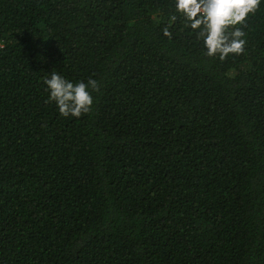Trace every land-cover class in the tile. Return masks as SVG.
Listing matches in <instances>:
<instances>
[{
    "label": "trees",
    "instance_id": "trees-1",
    "mask_svg": "<svg viewBox=\"0 0 264 264\" xmlns=\"http://www.w3.org/2000/svg\"><path fill=\"white\" fill-rule=\"evenodd\" d=\"M243 30L221 61L175 0H0V264H264V4Z\"/></svg>",
    "mask_w": 264,
    "mask_h": 264
},
{
    "label": "clouds",
    "instance_id": "clouds-1",
    "mask_svg": "<svg viewBox=\"0 0 264 264\" xmlns=\"http://www.w3.org/2000/svg\"><path fill=\"white\" fill-rule=\"evenodd\" d=\"M264 0H175V9L202 41L204 55L224 61L246 51L243 27ZM164 34H171L165 29ZM47 103H54L62 117L80 118L94 106V92L100 83L94 78L73 81L57 71L43 78Z\"/></svg>",
    "mask_w": 264,
    "mask_h": 264
}]
</instances>
